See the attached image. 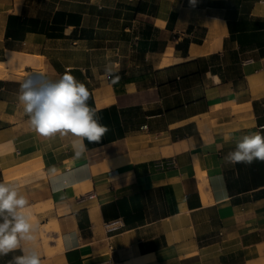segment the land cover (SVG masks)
<instances>
[{
  "label": "crops",
  "instance_id": "0c3cea01",
  "mask_svg": "<svg viewBox=\"0 0 264 264\" xmlns=\"http://www.w3.org/2000/svg\"><path fill=\"white\" fill-rule=\"evenodd\" d=\"M56 10L78 24L29 31ZM11 15L26 21L14 36ZM0 63L70 72L109 129L74 158L75 138L38 135L24 79L0 72V182L28 200L35 237L21 249L41 264H264V161L223 159L264 133V0H0Z\"/></svg>",
  "mask_w": 264,
  "mask_h": 264
},
{
  "label": "clouds",
  "instance_id": "9594fccd",
  "mask_svg": "<svg viewBox=\"0 0 264 264\" xmlns=\"http://www.w3.org/2000/svg\"><path fill=\"white\" fill-rule=\"evenodd\" d=\"M193 6L196 0H189ZM105 75H113V67L105 66ZM119 77L113 79V83ZM90 92L85 83L70 72L52 79L43 73L27 76L19 85L18 102L23 106L32 129L41 136H72L74 158L79 159L87 145L98 143L109 131L101 117L88 104ZM87 141V143H86ZM225 164H252L264 161V133L261 131L246 135L238 140L235 149L223 158ZM55 174L56 169L50 170ZM55 185V181H54ZM54 190H59L54 187ZM32 214L28 200L20 194L19 186L0 182V256H7L21 249V242H31ZM22 255L13 256L10 264H41L40 255L28 248H22Z\"/></svg>",
  "mask_w": 264,
  "mask_h": 264
},
{
  "label": "trees",
  "instance_id": "16d2710c",
  "mask_svg": "<svg viewBox=\"0 0 264 264\" xmlns=\"http://www.w3.org/2000/svg\"><path fill=\"white\" fill-rule=\"evenodd\" d=\"M79 14L78 13H66L62 10H56L52 14V18L50 23L46 21L39 22L38 20L31 21V27L29 31L40 32L47 35V37L55 38L62 35L63 28L66 24H74L77 25L79 22ZM24 19L17 21V16L11 15L7 21V33L8 27L11 26L13 36L17 34L19 30H23L25 28Z\"/></svg>",
  "mask_w": 264,
  "mask_h": 264
},
{
  "label": "bare ground",
  "instance_id": "6f19581e",
  "mask_svg": "<svg viewBox=\"0 0 264 264\" xmlns=\"http://www.w3.org/2000/svg\"><path fill=\"white\" fill-rule=\"evenodd\" d=\"M4 71L5 72V76H17L18 78L20 77V79H25L28 76V71L26 70H22L20 72H14V73H10L9 71L6 70V68L4 67V65L2 63H0V72ZM6 76V77H7Z\"/></svg>",
  "mask_w": 264,
  "mask_h": 264
},
{
  "label": "built area",
  "instance_id": "2783aa9c",
  "mask_svg": "<svg viewBox=\"0 0 264 264\" xmlns=\"http://www.w3.org/2000/svg\"><path fill=\"white\" fill-rule=\"evenodd\" d=\"M122 226H123V223L120 219H115V220H112L106 223L107 230H114L117 228H121Z\"/></svg>",
  "mask_w": 264,
  "mask_h": 264
},
{
  "label": "rangeland",
  "instance_id": "374dc122",
  "mask_svg": "<svg viewBox=\"0 0 264 264\" xmlns=\"http://www.w3.org/2000/svg\"><path fill=\"white\" fill-rule=\"evenodd\" d=\"M47 46H49L48 48H50L49 50H51V51H53L54 50V48L53 47H55L54 45H47ZM101 60V61H100ZM99 61L102 63V64H104L105 62V57L103 56L102 58L101 57H99ZM99 62V63H100ZM103 67H100L99 68V70H102V69H105V65H102Z\"/></svg>",
  "mask_w": 264,
  "mask_h": 264
}]
</instances>
